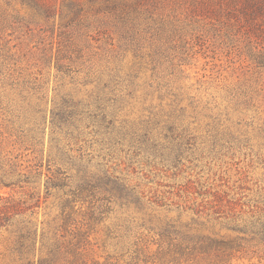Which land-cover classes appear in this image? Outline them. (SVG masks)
Wrapping results in <instances>:
<instances>
[{"label": "rangeland", "instance_id": "obj_1", "mask_svg": "<svg viewBox=\"0 0 264 264\" xmlns=\"http://www.w3.org/2000/svg\"><path fill=\"white\" fill-rule=\"evenodd\" d=\"M257 1L0 0V264H264Z\"/></svg>", "mask_w": 264, "mask_h": 264}, {"label": "trees", "instance_id": "obj_2", "mask_svg": "<svg viewBox=\"0 0 264 264\" xmlns=\"http://www.w3.org/2000/svg\"><path fill=\"white\" fill-rule=\"evenodd\" d=\"M258 5V10H262L264 8V0H259L256 2ZM108 180L110 181V184L112 188L108 189V185L106 181L103 180V178H98L97 176H91L88 173H84L80 176V179H78V183L75 187H69L68 190H65L66 200H65V208L71 207V209H74V205L77 201H90L91 203L95 202V198L97 196H116L117 190L120 195L123 194V190H126L129 188V185L126 184L127 182L121 181L122 185L119 184V180L121 179L119 176H108ZM55 178L57 180L54 181L53 184L59 188H66V186H69L72 182L73 176L70 175L68 172L61 171V169L58 170V174L56 173ZM15 183H5V185L13 186ZM121 189V190H120ZM95 205V204H94ZM20 210V202L17 203L13 199L9 198L6 199V201L1 205L0 204V230L9 223L11 218L15 213H17ZM72 212H68L66 214V221H69L71 219ZM31 264V262H29Z\"/></svg>", "mask_w": 264, "mask_h": 264}]
</instances>
